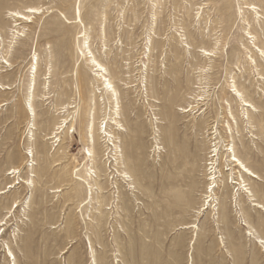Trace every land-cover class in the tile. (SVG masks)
Wrapping results in <instances>:
<instances>
[{
	"label": "rangeland",
	"instance_id": "obj_1",
	"mask_svg": "<svg viewBox=\"0 0 264 264\" xmlns=\"http://www.w3.org/2000/svg\"><path fill=\"white\" fill-rule=\"evenodd\" d=\"M84 33L117 95L79 54ZM255 43L264 49V0H0V264H264ZM70 114L74 127L52 133ZM227 142L259 175L245 176L249 193Z\"/></svg>",
	"mask_w": 264,
	"mask_h": 264
},
{
	"label": "bare ground",
	"instance_id": "obj_2",
	"mask_svg": "<svg viewBox=\"0 0 264 264\" xmlns=\"http://www.w3.org/2000/svg\"><path fill=\"white\" fill-rule=\"evenodd\" d=\"M36 8H29L27 9L28 12H36L35 10ZM12 16H15V17H18L20 19H23L25 21H31V16L28 15V14H25L19 10H10L9 12ZM75 13H76V21H79V22H82V19H81V10H80V7L76 5V8H75ZM251 33V32H249ZM249 35H252V34H249ZM83 40H82V45L80 46L79 48V54L82 56V57H86L87 54H85V50L84 48H87L88 49V52L90 53V58H89V62L91 64V66L93 67V70L96 71V76L99 80H101V84L103 86V88L105 89V91L109 94H112V95H117V89L115 88L114 84L112 83V80L107 77V73H108V69L105 67V65L100 62L96 56L93 54V52L90 50V47L88 46V40H87V37H86V34L84 33L83 35ZM80 38V36L78 37ZM185 46L188 48V49H191V46L188 45V44H185ZM247 49V52H248V56H247V60H250L253 64L257 65V59L255 58V56H260L262 59H264V49L260 46H257V44L255 43L254 45V49L256 52H254L252 49L250 48H246ZM201 51H203L204 55H207V56H213L214 53H215V50L213 49H201ZM88 57V56H87ZM259 58V57H258ZM38 61L35 62V74L37 75L38 74ZM258 66V65H257ZM256 66V67H257ZM255 67V68H256ZM258 69V68H256ZM259 72V71H258ZM263 78V77H261ZM35 83V85L37 84V79H36V76H35V79H33ZM3 86L0 85V88H2ZM233 87V88H231ZM229 92H232V94L234 95V98L236 100V104L239 105L240 109L244 112H246L248 115L250 114V116H254L256 115V111L258 110L256 105L254 104L253 102V97L245 92L242 88H239V85L236 84V81H233V84L230 85V89H228ZM260 91V89H259ZM196 96L195 95V99H196ZM117 100V99H116ZM198 100V98H197ZM118 102V100L116 101V103ZM32 106V105H31ZM116 107H117V104H116ZM118 108V107H117ZM115 109V114H118V109ZM193 108V105L189 104L187 109L185 108V111H190L191 109ZM34 110V109H32ZM232 115H233V112L231 110L230 112ZM259 113V112H258ZM73 114V113H72ZM249 116V118H251ZM71 117V118H70ZM74 115L71 116V114L64 118L63 121L59 122V124L56 126V130L52 133H61L63 132L66 128H72L74 127ZM234 118L235 115H233ZM245 118V117H244ZM248 118V119H249ZM70 119V121H69ZM94 119V118H93ZM116 119V118H115ZM250 120V119H249ZM117 121V120H116ZM119 122V121H117ZM91 123V122H90ZM249 123H252V122H249ZM253 125V124H252ZM251 125V126H252ZM94 126L92 123L88 125V132L92 133L93 130H94ZM106 126V125H105ZM212 126V125H211ZM229 128H230V125H228ZM214 127V126H213ZM211 127V129L213 128ZM253 127V126H252ZM216 128V127H215ZM62 129V130H61ZM214 129V128H213ZM212 129V130H213ZM264 129V128H263ZM68 130V129H67ZM106 131V129H105ZM231 131V130H230ZM217 132V130H213V131H210V133H213L214 135L212 136L211 138V149L209 151V155H208V159H207V164L209 165V185H208V188H214L215 185H216V178H217V172H220L221 170H218L217 169V162H218V156L220 155V150H221V147L219 146V142L217 140H213V139H216V135L215 133ZM67 135L69 136V130L68 132H66V137ZM256 137V136H255ZM62 140V139H60ZM228 143V142H227ZM227 148H226V151L228 152V157H229V166L230 167V170H234L236 168H238V172L240 173L241 175V180L239 182V185L242 186V191L244 190L245 192H248L249 193V187H248V183H247V179H245L246 177H252V178H259V175L258 173L253 170L248 164L247 162L241 158L237 152L235 151L234 147L231 145V144H227L226 145ZM89 152H91V149L89 148L88 149ZM45 158L48 159V154L47 152L45 153ZM47 161V160H46ZM48 162V161H47ZM45 164V163H44ZM48 164V163H46ZM218 165V164H217ZM49 166V165H48ZM220 169V168H219ZM12 171L9 172L10 174L11 173H15L18 171V168H14V169H11ZM228 170V169H227ZM125 174H127V172H125ZM91 175V174H90ZM128 175V174H127ZM232 175V174H231ZM233 176V175H232ZM246 176V177H245ZM233 178V177H232ZM233 181V179H232ZM31 182L32 179H31ZM94 184H98L97 182H95ZM13 185L11 184V187ZM214 186V187H213ZM241 187L238 188V190H240ZM91 190H92V187H91ZM3 191H0V193H2ZM239 193V192H238ZM91 195H92V192H91ZM94 197V196H93ZM254 200V199H253ZM102 204V203H101ZM255 206H257L258 208H261L264 210V205L260 202H254L253 203ZM4 223V221L1 220L0 222V226H2ZM3 232V231H2ZM3 235V234H1ZM256 239L262 243H264V238H262V236H259L257 235L256 236ZM8 252L10 254V256H13V259L16 260V256L13 254V251L11 250V248L9 247L8 249Z\"/></svg>",
	"mask_w": 264,
	"mask_h": 264
}]
</instances>
